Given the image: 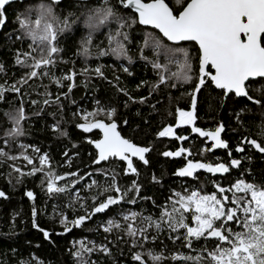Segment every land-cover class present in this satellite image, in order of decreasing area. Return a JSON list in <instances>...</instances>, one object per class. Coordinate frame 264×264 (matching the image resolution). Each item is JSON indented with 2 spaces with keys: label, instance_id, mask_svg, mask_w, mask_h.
I'll return each instance as SVG.
<instances>
[{
  "label": "trees",
  "instance_id": "trees-1",
  "mask_svg": "<svg viewBox=\"0 0 264 264\" xmlns=\"http://www.w3.org/2000/svg\"><path fill=\"white\" fill-rule=\"evenodd\" d=\"M40 2L41 0H12L4 8L7 20L3 26H0V66L3 67L0 71V84H4L5 89L28 71L27 68L15 64L16 51H28V45L31 43L27 38L16 39V36L20 34L16 15L26 7L38 5ZM68 2L69 0H63L55 11L61 19L67 11H74L76 14L74 19L78 18V22L73 25L72 31L58 37L57 46L60 47L61 52L56 56L55 67L50 70L60 77L68 69H74L77 73L74 77V88L68 92L66 81L63 82L65 86L58 88L47 77L41 76L28 80L27 84H18L17 87L21 89L20 95L5 91L4 98L0 99V149L9 155L17 156L15 161L0 157V190L5 192L7 197L0 198V264H19L21 259L30 260L31 264H36V260L42 261V264H76V259L71 255L75 240L104 243L109 247L110 255L101 252L86 254L88 260L95 264H139L132 261L131 253L137 250L143 253L144 249L131 247L130 239L124 237L122 231L114 230L111 233H105L99 227L101 223L112 218L126 226L122 214L130 211L157 218L162 207L171 205L172 201H169L168 197L172 196L173 201L177 199L173 195L174 192L183 195L187 189L209 194L212 192L213 182L228 186L236 179L243 178L247 182L264 186V153L247 144L242 145V152L236 151V144L245 137L255 139L264 146V78L255 79L257 81L255 85H249L247 88L248 94L254 100H260L261 104H256L247 97L234 95L225 97L222 90L216 89L210 80H206L196 93L194 107L196 119L193 125L175 126L177 107L193 110L191 92L195 84L192 81L187 83L177 81L176 87L158 85L157 90H152L147 85L139 89L136 87L141 80L150 84L157 79L151 64H146L139 58L140 50L137 42L143 41L145 32L155 35L158 31L142 25L134 26L131 30V42L127 44L129 55L133 57L131 64L123 59L118 60L112 55L99 57L92 55L85 60L77 54L80 38L87 31L83 24L84 17L89 9L101 5L103 0H76L71 9L68 8ZM108 2L121 10L117 0H108ZM165 2L178 13L182 10L185 0H165ZM124 14H131V10ZM30 19L34 20L35 15L33 14ZM106 31H108L107 28H102L94 34L93 52L96 51V45L107 46L103 36ZM181 46H189V42H181ZM190 51L195 61V48L190 47ZM143 55L154 58L151 49H145ZM158 60L160 63H165L162 54ZM97 65L102 66L103 77L89 74L85 80L83 75H79L82 68L94 69ZM121 65L128 67L132 75L123 72ZM193 67L198 68V64L194 62ZM169 68L171 71L177 70L175 65H169ZM209 69L207 67L206 71ZM117 76L118 81L115 79ZM114 84L124 88L134 97L145 96L148 102L145 104L129 102L125 107L127 97L122 92H118ZM44 85H47V89L43 87ZM150 91L152 94L149 96ZM44 92L50 93L53 100L59 96V104L43 105V99L49 98L41 95ZM60 92H68V95L60 96ZM32 100H37L38 103L33 105ZM95 101H99L101 106L117 109L114 119L122 136L138 145H151L146 156L147 164L133 160V166L137 169L136 174L131 172L124 174L123 167L126 165L115 159L100 162L98 165L92 163L95 159V151L92 145L87 143V139L99 138L100 131L93 128L89 132H83L76 127V124L84 122L77 112L84 110L91 112L96 107ZM21 102L27 117L22 121L23 134L9 139L4 135L5 129L11 127L7 114L18 108ZM95 119L109 122L103 114L97 115ZM125 120L127 124L124 123ZM57 122H59V129L65 135L53 131L52 125ZM218 124L223 125L220 135L227 142L226 148L212 149L213 142L208 140L207 136L201 137L198 133L191 131L192 126L213 131ZM166 125L173 126L174 135L158 137L156 133ZM178 136H185L187 139L179 140ZM5 140L8 142L5 143ZM21 144L25 146L23 149L19 147ZM32 146L38 148L39 153L34 152ZM178 148L188 151L176 157H165L161 154L164 151H176ZM201 149L204 150L203 153ZM21 151L32 158V165L19 155ZM228 151L233 156L239 157L241 163L240 167L231 169L224 175L216 176L213 173L204 172L194 175L195 178H193L174 174L177 169L185 165L184 155H189L190 159L201 163L215 164L217 159L227 163ZM40 154H47L50 160L47 166L39 164ZM33 165L37 168L44 167L45 171L52 170L61 176L62 179L56 181L57 186H71L67 187L63 193L49 195L46 190V178L42 183L44 171H37L32 175H20L14 171V168H20L22 172L27 173ZM97 167L106 170L108 174L105 175L104 171L97 172ZM113 170L122 190L135 180L140 185L139 191H129L119 204L110 206V209L104 213L94 214L90 220L83 222L82 227L70 228L69 232H63L59 223L60 214L69 220L84 215L86 209L81 208L80 200L84 201L88 209L94 204L91 199L93 195L97 196V202H99L105 194L101 193L96 185H92V182L96 181L98 185L107 187V184L111 182ZM66 172H75L76 176H65ZM85 173L88 175H84ZM18 176L19 180H17ZM153 177L156 179L153 180ZM73 179H76V184H71ZM86 185H92L91 190ZM25 191H32L33 199L29 200L24 195ZM73 195L78 196L80 200H73ZM133 197H135L134 202L129 203L128 201ZM149 197L151 199H148ZM33 208L36 209V217L32 216ZM185 218L188 220L187 217ZM33 219L40 228L48 230L49 239L45 240L43 234L32 227ZM132 223L135 225L136 221ZM182 231L172 233L164 228L162 233H156V239L146 241L145 247L155 252L164 249L165 259L160 264H178L170 258L171 252L195 255V248L206 243L202 239L199 244L194 242L193 248L186 249L182 246L184 243ZM171 235H176L178 239L171 240L169 238ZM118 236L121 237L120 240L116 239ZM208 246L211 247V245ZM144 259L147 260V264H152L146 255Z\"/></svg>",
  "mask_w": 264,
  "mask_h": 264
},
{
  "label": "snow or ice",
  "instance_id": "snow-or-ice-1",
  "mask_svg": "<svg viewBox=\"0 0 264 264\" xmlns=\"http://www.w3.org/2000/svg\"><path fill=\"white\" fill-rule=\"evenodd\" d=\"M12 0H0V26L6 23L7 16L4 11L6 5ZM63 3V0H41L38 5L28 6L22 12L16 15L19 35L17 40L29 39L28 51L17 50L15 53V64L28 69L18 81H14L7 89L4 84H0V99L4 98L5 91H12L21 94L18 84H27L32 78L41 76L47 77L51 83H55L58 88L65 86L68 92L74 88V77L77 75L74 69L70 68L66 73L57 77L50 68L56 64V56L61 52L58 47V37L61 34L72 31L73 25L78 22L74 11H67L61 19L55 9ZM76 0H69L68 8H73ZM121 10L111 5L108 0H103L101 5L91 8L84 17V27L86 34L80 38L77 54L87 60L89 56L112 55L116 59L126 60L132 63L133 57L129 55L127 44L131 42V30L136 25L151 26L158 30L157 34L145 32L143 41H138L140 50V59L151 67L156 73L157 79L148 83L141 80L136 86L139 89L147 85L152 90H157L158 85H168L176 87L177 81L187 83L192 81L195 84L191 92L193 110H184L177 107L175 109V126L193 125L196 119L194 107L196 104V93L205 84L206 80L220 89L225 97L234 95L235 97H247L248 100L256 104H261L260 100H254L248 94L249 85L254 86L257 82L255 78H264V0H185L182 10L175 12L169 7L165 0H117ZM131 10V14L125 15V12ZM35 15V19L30 17ZM107 28L103 33L107 41L106 47L96 45V51H92L94 34L100 29ZM181 42H189V46H181ZM194 42V43H192ZM191 48H195V61L192 56ZM145 49H151L154 58L143 55ZM35 54V55H34ZM163 55L165 63H160L158 57ZM30 61V62H29ZM198 64V68L193 67V63ZM169 65H175L177 70L171 71ZM210 69L206 71V66ZM122 71L132 75L129 68L121 65ZM38 69L40 71H38ZM3 67L0 66V71ZM103 77L102 66L97 65L94 69L84 67L79 75H83L87 80L88 75ZM195 77V79H194ZM250 78H253L250 80ZM118 81L119 77H115ZM7 83V81H5ZM47 89V85L43 86ZM118 92H122L127 100L125 107L129 102L147 103L145 96L134 97L124 88L114 84ZM68 92H60V96H67ZM152 91L149 92V96ZM49 98L43 99V105L50 103L59 104V96L54 100L51 94L44 92ZM31 103L36 105L37 100ZM96 107L91 112L84 110L78 111L84 120L83 123L76 124L78 129L83 132H89L96 128L100 131L99 139H87V143L95 148V159L93 164L98 165L101 161H109V158H118L126 166L123 167L124 174L129 172L136 174L137 169L133 166V157L147 164L145 154L149 153L151 145L140 146L132 140L123 137L117 130V122L114 119L117 109L110 106H101L99 101H95ZM39 115V113H35ZM103 114L107 117V123L102 119H95L97 115ZM239 115V114H237ZM11 122V127L5 129L4 135L9 139H14L23 134L22 121L26 117L25 107L21 102L20 106L13 112L7 114ZM127 124V121H124ZM53 131H58L60 135H65L59 129V122L52 125ZM223 125L218 124L213 131H206L199 127L192 126L191 131L198 133L201 137L207 136L212 141L211 148H226L227 142L221 138ZM158 137L173 136V126L166 125L161 131L156 133ZM179 140H186L185 136H178ZM8 140H5L7 143ZM250 145L259 152L264 153V146L257 140L243 138L236 144V151L242 152V145ZM21 149L25 146L20 145ZM33 147V151L39 153V149ZM187 149L178 148L176 151H164L161 153L165 157L181 156L187 152ZM201 149V153H203ZM211 151V149H208ZM29 165L33 164L30 156L23 151L19 153ZM65 155H67L65 153ZM0 157H6L15 161L17 156L9 155L3 149H0ZM250 159V157H249ZM39 164L47 166L50 163L47 154L38 156ZM67 162V160H66ZM241 161L231 157L229 152L228 164L225 163H201L200 161L188 160L187 163L177 169L175 175L180 177H193L197 169H203L209 173H227L229 166L236 168ZM11 167V166H10ZM14 171L20 175H32L37 171H44L42 183L46 178V190L49 195L65 192L71 185L57 186L56 181L62 177L55 174L52 170H44V167H33L24 173L20 168H14ZM97 172L101 170L99 167ZM65 176L75 177V172H66ZM84 175H88L85 173ZM243 174H241L242 176ZM195 178V177H193ZM83 179V177H81ZM156 178L153 177V180ZM19 180V176L17 177ZM76 179L71 184H76ZM216 191L211 194H201L198 190H192L190 194L185 189V194L174 192L177 197L172 200L171 205L161 208L159 216L153 218L151 215L142 216L137 212L123 213V226L118 220L108 219L99 225L105 233H111L114 230L122 231L123 236L130 239V245L133 248H143L144 252L137 250L131 253V259L139 264H147L144 259L146 255L152 264H160L164 257V249L155 252L145 247V242L156 239L155 233L161 229L167 228L172 233L183 230L181 235L184 241L183 247L193 248L194 242L199 244L203 239L206 243L195 248V255H187L180 252H171L170 258L173 261L183 262V264H264V186L247 182L243 178H238L234 183L227 187H221L213 182ZM96 185L101 193L105 195L97 202V196L93 195V206L88 209L84 201L78 196L73 195V200H80L81 208L86 209L84 215L76 216L69 220L63 214H60L59 223L63 232H69L70 228H80L83 222L90 220L94 214L104 213L110 209V206L119 204L129 193V191H139L140 185L133 180L131 184L122 190L117 183V175L114 170L111 175V182L107 187ZM92 185H86L91 190ZM231 193L229 197L226 193ZM113 193V194H107ZM241 195H237V194ZM24 195L33 199L32 191H25ZM0 197L7 198L6 193L0 191ZM148 199H151L149 197ZM135 197L129 200L133 203ZM179 205V207H177ZM55 208V205L53 206ZM68 207V205H65ZM191 213L190 223L186 222L185 213ZM36 209H32V216L36 217ZM132 221H136L135 225ZM235 225V227H233ZM32 227L43 234L45 240L49 239V232L40 228L35 219ZM62 234V233H61ZM171 240L176 241L178 237L171 235ZM120 240L121 237H117ZM92 246L89 247L88 245ZM208 245H211L209 247ZM74 250L71 255L76 259V264H95L89 261L86 254L92 252H101L110 255V249L104 243H94L92 241L75 240L73 241ZM15 251V249H13ZM34 258V257H33ZM19 264H31L30 260L21 259ZM36 264H42V261L36 260Z\"/></svg>",
  "mask_w": 264,
  "mask_h": 264
},
{
  "label": "flooded vegetation",
  "instance_id": "flooded-vegetation-1",
  "mask_svg": "<svg viewBox=\"0 0 264 264\" xmlns=\"http://www.w3.org/2000/svg\"><path fill=\"white\" fill-rule=\"evenodd\" d=\"M207 67H209L210 68V66H206V68ZM229 152L230 151H228V154H227V156H228V159H229ZM231 153V152H230ZM231 157L232 158H234V159H239V160H241L239 157L237 158V157H235V156H233L232 154H231ZM185 158H186V161L185 162H187L188 160H192V159H190L189 158V155H186L185 156ZM215 159H217V157L215 158ZM133 160H136V159H133ZM136 161H138V160H136ZM192 161H194V160H192ZM228 161V160H227ZM119 162H123V161H119ZM124 163V162H123ZM216 163H222L219 159H217V162ZM215 163V164H216ZM226 165L228 164V162L226 163V162H224ZM238 167H240V164L236 167V168H238ZM236 168H232V167H230L229 166V171L231 170V169H236ZM206 173V171L205 170H203V169H199V170H197L196 172H195V174L194 175H196V174H199V173ZM228 173V172H227ZM214 175H216V176H221V175H224V174H226V173H223V174H221V173H213ZM219 184V183H218ZM221 187H227V185H221V184H219ZM214 191H216V189H215V187H214V183H213V188H212V192H214ZM212 192H210L209 194H211ZM229 197H231V193L229 192V193H226ZM233 226H235V225H233Z\"/></svg>",
  "mask_w": 264,
  "mask_h": 264
},
{
  "label": "water",
  "instance_id": "water-1",
  "mask_svg": "<svg viewBox=\"0 0 264 264\" xmlns=\"http://www.w3.org/2000/svg\"><path fill=\"white\" fill-rule=\"evenodd\" d=\"M146 27H151V26H146ZM156 31H158V30H156ZM208 66H210V65H208ZM251 79H253V78H250V80H251ZM255 79H257V78H255ZM213 86H214V85H213ZM214 87H215V86H214ZM218 90H220V89H218ZM117 130H118V128H117ZM118 131H119V130H118ZM120 134H121V133H120ZM123 137H124V136H123ZM99 138H100V136H99ZM99 138H97V139H99ZM125 138H126V137H125ZM132 142H133V141H132ZM137 145H138V144H137ZM140 146H142V145H140ZM92 147H93V149H94V151H95L94 146H92ZM147 154H148V153H146L145 156H147ZM109 159H115L116 161H120L118 158H111V157H110ZM132 159H136V160H138V158H135V157H133ZM138 161H139V160H138ZM101 162H103V161H101ZM186 163H187V162H186ZM186 163H185V164H186ZM197 170H199V169H197ZM197 170L194 171L193 176H194V174H195V172H196ZM0 191H2V190H0ZM0 198H3V197H0Z\"/></svg>",
  "mask_w": 264,
  "mask_h": 264
},
{
  "label": "rangeland",
  "instance_id": "rangeland-1",
  "mask_svg": "<svg viewBox=\"0 0 264 264\" xmlns=\"http://www.w3.org/2000/svg\"><path fill=\"white\" fill-rule=\"evenodd\" d=\"M184 156H186V155H184ZM191 191H192V190H191ZM191 191L188 190V193L190 194ZM237 195H241V194L238 193ZM177 207H179V205H177ZM184 215H185V217L188 218V220H186V222H189V223H190L191 213H190V212H187V213H185ZM165 228H166V227H165ZM166 229H167V228H166ZM162 230H164V228L161 229V231H160L161 233H162ZM169 231H170V230H169ZM155 235H156V233H155ZM168 242H169V241H168Z\"/></svg>",
  "mask_w": 264,
  "mask_h": 264
}]
</instances>
